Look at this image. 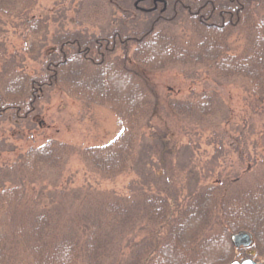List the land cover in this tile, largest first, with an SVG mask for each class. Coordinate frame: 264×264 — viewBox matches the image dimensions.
<instances>
[{
	"label": "trees",
	"instance_id": "obj_1",
	"mask_svg": "<svg viewBox=\"0 0 264 264\" xmlns=\"http://www.w3.org/2000/svg\"><path fill=\"white\" fill-rule=\"evenodd\" d=\"M99 1L101 10L84 15L103 21L101 28L57 27L41 76L18 69L0 35V118L29 119L57 87L107 105L121 129L106 143L79 149L82 162L104 177L135 170L148 186L132 179L131 192L122 195L90 183L68 185L64 172L77 146L57 138L29 146L0 164V264H227L247 256L232 241L240 230L253 234L252 253L264 256V150L246 154L247 144L236 143L237 160L248 155L252 165L241 169L228 160L214 182L198 181L210 166L199 173L191 166L186 190L177 195V167L186 162H168L179 151L170 140H181L173 115L213 117L215 89L200 100L163 99L150 80V72L170 66L184 73L202 68L218 80L244 77L264 99L259 0ZM35 2L0 0V33L8 18ZM25 22L34 37L49 30L39 15L28 14ZM242 29L245 47L232 53L229 38ZM118 50L132 54L121 57ZM11 144L4 150L16 148ZM156 153L161 163L153 166Z\"/></svg>",
	"mask_w": 264,
	"mask_h": 264
},
{
	"label": "rangeland",
	"instance_id": "obj_2",
	"mask_svg": "<svg viewBox=\"0 0 264 264\" xmlns=\"http://www.w3.org/2000/svg\"><path fill=\"white\" fill-rule=\"evenodd\" d=\"M111 2L113 3V0ZM101 5L102 1L99 0H94V3L92 0H36L33 7L25 13L8 18L7 31L0 33L3 41H6L7 56L16 57L18 69L30 75L41 76L42 60L45 52L48 53L50 49L52 35L58 29L57 27L70 29L89 27L97 31L101 28L103 21H94L92 17L87 18L86 13L92 11L93 7L101 10ZM256 8L257 16L264 18V0H259ZM28 14L45 18L49 23V30L45 35L34 37L30 34L25 22ZM187 30L189 32L188 28ZM245 33L246 31L242 29L231 34L230 52L239 53L245 47L247 41ZM33 44L34 52L30 49ZM116 54L131 56L132 50L127 53L118 50ZM1 66L2 62H0V68ZM150 76L151 82H156L154 92H159L163 99L200 100L203 99V93H212V87L215 89L216 102L210 111L213 117L199 119L195 116L173 115L178 123L176 132L179 133L181 140L177 144L174 143L175 139L170 140L173 152L179 151L174 155L169 154L173 158L168 157V162L169 159L172 160L173 165L176 162L178 165L180 162L183 164L186 162L183 169L175 166L178 176L172 186L174 193L180 196L186 190L187 175L191 166L196 168L198 173L201 169H206V166L211 167L209 175L200 174V178L198 177L200 183H203V180L206 183L218 180L220 170L227 165L228 160H235V165L240 166L241 169L246 168V165L247 167L252 165L248 155L244 161L237 160L240 151L235 146L236 143L240 147L247 144L246 154L252 152L260 156V151L263 152L264 99L253 93L247 79L230 77L218 80L212 72H206L202 68H198L196 73H184L179 66L150 72ZM163 99L161 102L164 104ZM159 115L156 119H160ZM168 118L171 121V115ZM121 126L119 116L107 105L75 98L57 87L47 92L46 96L40 100L38 109L29 119H15L13 116L0 118V164L13 161L20 152L31 145H38L49 138H57L77 146V152L71 155L64 172L66 179L71 178L72 183L68 185L78 186L90 183V186L98 190H113L118 194H129L131 192L129 187L133 182L140 186H148L142 183V181L146 182V179L142 178L143 175L131 169L114 177H104L85 166L79 153L82 147L110 141L120 131ZM224 133L227 135L223 136ZM8 143H12V147L16 148L4 150ZM214 158L217 159V163L213 162ZM160 163V154L156 153L153 155V166L154 164L158 166ZM134 164L136 165L137 162ZM132 179L133 182H131ZM241 247L247 256H253L264 262V256L252 253L251 245Z\"/></svg>",
	"mask_w": 264,
	"mask_h": 264
},
{
	"label": "water",
	"instance_id": "obj_3",
	"mask_svg": "<svg viewBox=\"0 0 264 264\" xmlns=\"http://www.w3.org/2000/svg\"><path fill=\"white\" fill-rule=\"evenodd\" d=\"M232 241L236 247L249 246L253 242V234L247 230H240L232 234ZM227 264H264V262L249 256Z\"/></svg>",
	"mask_w": 264,
	"mask_h": 264
}]
</instances>
